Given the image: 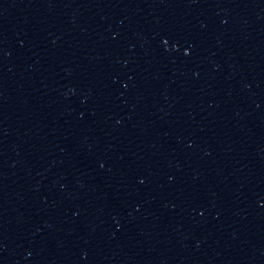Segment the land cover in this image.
I'll use <instances>...</instances> for the list:
<instances>
[{"label":"water","instance_id":"obj_1","mask_svg":"<svg viewBox=\"0 0 264 264\" xmlns=\"http://www.w3.org/2000/svg\"><path fill=\"white\" fill-rule=\"evenodd\" d=\"M0 182L21 264H264V0H0Z\"/></svg>","mask_w":264,"mask_h":264}]
</instances>
